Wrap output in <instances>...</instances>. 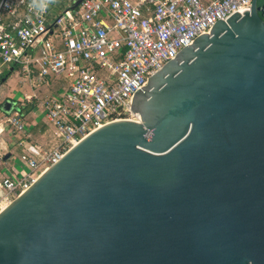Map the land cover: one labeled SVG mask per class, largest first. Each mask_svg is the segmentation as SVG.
I'll use <instances>...</instances> for the list:
<instances>
[{
  "label": "water",
  "instance_id": "95a60500",
  "mask_svg": "<svg viewBox=\"0 0 264 264\" xmlns=\"http://www.w3.org/2000/svg\"><path fill=\"white\" fill-rule=\"evenodd\" d=\"M261 10L195 38L132 94L138 120L98 127L0 209V264H264Z\"/></svg>",
  "mask_w": 264,
  "mask_h": 264
},
{
  "label": "built area",
  "instance_id": "2783aa9c",
  "mask_svg": "<svg viewBox=\"0 0 264 264\" xmlns=\"http://www.w3.org/2000/svg\"><path fill=\"white\" fill-rule=\"evenodd\" d=\"M0 0V79L17 73L58 87L38 111L55 144H24L22 103L5 116L23 168L1 180L0 202L25 191L73 145L126 112L148 78L213 25L249 10L251 0ZM48 81V82H47ZM138 120V117L131 113ZM6 204V205H7ZM1 207V206H0Z\"/></svg>",
  "mask_w": 264,
  "mask_h": 264
},
{
  "label": "crops",
  "instance_id": "0c3cea01",
  "mask_svg": "<svg viewBox=\"0 0 264 264\" xmlns=\"http://www.w3.org/2000/svg\"><path fill=\"white\" fill-rule=\"evenodd\" d=\"M10 75L11 74H5L0 79V117L3 114L7 115V113H5L2 110V106L4 105L5 102H9L10 107H12L15 102H19L20 100H22V97H26V96L28 97V94H30L31 92L30 89L24 87L21 88L15 87L11 82L12 79L10 80L11 78ZM4 77H6V79L4 82H2ZM38 81L41 82L39 79ZM5 85L9 89L7 92L1 89V87ZM52 85L55 86L54 87V91H55L58 85L56 83H53ZM52 85L50 83H47L45 87L50 88V86ZM19 89H22L21 90L22 97H20L18 101H14L12 99L13 96L12 94L16 93ZM29 96H33V95H29ZM25 107H22V111L24 113L25 123H26L25 134L23 136L24 144L36 145L44 150H48L52 148L55 144V140L52 137V132L49 125L46 123L44 118L42 119L35 115V111H37L39 108L37 107V109H35L34 107L31 111L26 112L23 110ZM14 140L15 139L13 138V134L11 133V131L8 130L6 125L0 124V170L3 171V175L2 174L0 175V184H1V180L4 177L9 176L11 173H15V174L18 173L17 169L15 168L16 165L15 161H19L18 156L21 154L22 148L15 146ZM6 155H9V157L4 159ZM5 174L6 176H4ZM1 194H2V188L0 186V196Z\"/></svg>",
  "mask_w": 264,
  "mask_h": 264
},
{
  "label": "rangeland",
  "instance_id": "374dc122",
  "mask_svg": "<svg viewBox=\"0 0 264 264\" xmlns=\"http://www.w3.org/2000/svg\"><path fill=\"white\" fill-rule=\"evenodd\" d=\"M70 1L69 0H61V2H60V4L58 5V8L56 9V11H55V13L57 14V13H61V11L62 10H64V9H66V8H68L69 6H70ZM261 5H262V0H258V6H260L261 7ZM10 80H11V82H12V84L15 86V87H17V88H21V87H24V88H27V89H30L31 90V92H30V94H28V96L29 95H36V97L37 98H32L31 100H30V102H25V100H24V102L22 103L23 105H22V107H25L27 104H29V103H35V109H37V107H39L40 106V104L42 103V101L47 97V96H49V95H51L52 93H53V91H54V85H52L53 84V82L51 81L50 82V84L52 85V86H50V88H48V87H45V85L47 84V83H45L46 81H41V82H39L38 81V79L37 78H34V77H32V78H27V77H23V76H21V75H18L17 73H12L11 75H10ZM48 82V81H47ZM39 84V85H38ZM34 85V86H33ZM44 85V86H43ZM1 89L2 90H4V91H8L9 89L7 88V86L5 85V86H2L1 87ZM22 89H19L16 93H13L12 95V99L14 100V101H18L19 99H20V97H22V91H21ZM24 99V97H22V100ZM35 115L37 116V117H39V118H42L43 119V117L41 116V114H40V112L37 110V111H35ZM5 114H3L1 117H0V124H3V125H6V119H5ZM8 130L9 131H11V128H8ZM16 162V165H15V168L17 169V172L18 173H16V175L18 176V177H22L23 176V174H24V172L23 173H19V171H21V168H23L24 166H23V164L20 162V161H15ZM23 166V167H22ZM6 172V171H5ZM4 172V173H5ZM3 175V171L2 170H0V175ZM4 176H6V174L4 175ZM6 204L7 203H4V202H0V209H3L5 206H6Z\"/></svg>",
  "mask_w": 264,
  "mask_h": 264
},
{
  "label": "trees",
  "instance_id": "16d2710c",
  "mask_svg": "<svg viewBox=\"0 0 264 264\" xmlns=\"http://www.w3.org/2000/svg\"><path fill=\"white\" fill-rule=\"evenodd\" d=\"M260 15H261V18L264 21V0H262V10L260 11ZM34 104L35 103H29L28 105H26V107L23 110L26 111V112L31 111L35 107Z\"/></svg>",
  "mask_w": 264,
  "mask_h": 264
}]
</instances>
